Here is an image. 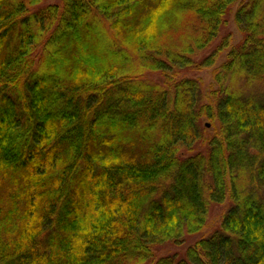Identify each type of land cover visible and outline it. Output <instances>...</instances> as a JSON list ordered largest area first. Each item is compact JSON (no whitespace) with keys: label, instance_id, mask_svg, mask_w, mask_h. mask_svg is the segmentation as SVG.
Masks as SVG:
<instances>
[{"label":"trees","instance_id":"trees-1","mask_svg":"<svg viewBox=\"0 0 264 264\" xmlns=\"http://www.w3.org/2000/svg\"><path fill=\"white\" fill-rule=\"evenodd\" d=\"M42 2L0 0V264H264V0Z\"/></svg>","mask_w":264,"mask_h":264},{"label":"rangeland","instance_id":"rangeland-1","mask_svg":"<svg viewBox=\"0 0 264 264\" xmlns=\"http://www.w3.org/2000/svg\"><path fill=\"white\" fill-rule=\"evenodd\" d=\"M60 0H43L41 5H46V4H54V3H59ZM234 11H235V7H233V10L231 12V14L227 17V22L225 24V26L223 28H221V30L219 31L220 34L217 37V39H215L211 45H209L207 47V49L198 51L196 53V56L194 57V62H195V66H193V68H186L181 70L180 75H187L190 77H193L194 79L201 80V86L203 90H208L207 88L209 87L208 84H210L213 81V69L215 67H218V65L225 61L226 59V55H227V51L228 49L239 43V41L242 38V34L240 33V31H237V28L235 26L234 20H233V15H234ZM228 38V42H229V46L225 49H223L221 52H216V48L221 45L223 42L222 40ZM217 55V57L215 56ZM208 56H215L216 57V61L215 63L208 67V68H203V67H199L197 66V64H199V62L205 58H207ZM159 77L160 75L157 74ZM155 73L153 75H149L150 78L154 79L157 78V76ZM264 88V85L262 86H255L253 88V91L258 93L263 91L261 88ZM203 119V123H208V121L204 118ZM210 127V126H209ZM208 208L206 211V221H205V227L203 229V231L199 234H195L194 236H184V240L181 243H171V242H164L162 244H157L154 246V251H155V256H165V255H173V254H177L178 257H183L184 252L186 251V248L193 244L195 240L201 238V237H205V235H209L211 233H213L215 231V229H217L219 227V224L222 220L223 214L225 213V210L231 205L229 200L226 198L225 201H223L222 203H217V202H209L208 204Z\"/></svg>","mask_w":264,"mask_h":264},{"label":"water","instance_id":"water-1","mask_svg":"<svg viewBox=\"0 0 264 264\" xmlns=\"http://www.w3.org/2000/svg\"><path fill=\"white\" fill-rule=\"evenodd\" d=\"M207 126H208V124H207Z\"/></svg>","mask_w":264,"mask_h":264}]
</instances>
